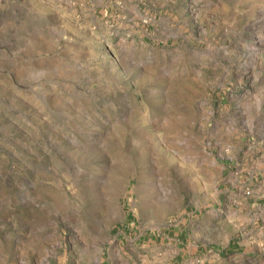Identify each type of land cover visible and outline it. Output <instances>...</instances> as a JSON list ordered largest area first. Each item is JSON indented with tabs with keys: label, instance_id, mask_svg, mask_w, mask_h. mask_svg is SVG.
<instances>
[{
	"label": "rangeland",
	"instance_id": "374dc122",
	"mask_svg": "<svg viewBox=\"0 0 264 264\" xmlns=\"http://www.w3.org/2000/svg\"><path fill=\"white\" fill-rule=\"evenodd\" d=\"M0 264H264V0H0Z\"/></svg>",
	"mask_w": 264,
	"mask_h": 264
}]
</instances>
